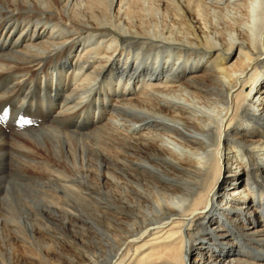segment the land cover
I'll use <instances>...</instances> for the list:
<instances>
[{
  "label": "bare ground",
  "instance_id": "bare-ground-1",
  "mask_svg": "<svg viewBox=\"0 0 264 264\" xmlns=\"http://www.w3.org/2000/svg\"><path fill=\"white\" fill-rule=\"evenodd\" d=\"M0 264H264V0H0Z\"/></svg>",
  "mask_w": 264,
  "mask_h": 264
},
{
  "label": "rangeland",
  "instance_id": "rangeland-1",
  "mask_svg": "<svg viewBox=\"0 0 264 264\" xmlns=\"http://www.w3.org/2000/svg\"><path fill=\"white\" fill-rule=\"evenodd\" d=\"M229 166H230V165H229ZM229 166H228V163H227V164L225 163V165H224L225 169H223V173H225V171L227 170V168H228ZM224 167H223V168H224ZM226 167H227V168H226ZM240 172H242V171H239L238 174H239ZM238 174H237V175H238Z\"/></svg>",
  "mask_w": 264,
  "mask_h": 264
}]
</instances>
